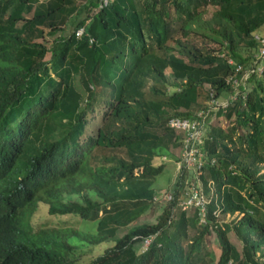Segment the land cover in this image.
Here are the masks:
<instances>
[{"label":"trees","instance_id":"obj_1","mask_svg":"<svg viewBox=\"0 0 264 264\" xmlns=\"http://www.w3.org/2000/svg\"><path fill=\"white\" fill-rule=\"evenodd\" d=\"M101 2L0 0V264H264V0ZM171 117L204 122L202 166L163 204ZM192 186L205 223L178 206Z\"/></svg>","mask_w":264,"mask_h":264},{"label":"built area","instance_id":"obj_2","mask_svg":"<svg viewBox=\"0 0 264 264\" xmlns=\"http://www.w3.org/2000/svg\"><path fill=\"white\" fill-rule=\"evenodd\" d=\"M107 4V0H102L100 3V8ZM84 34V29L79 28L75 31L77 37H81ZM258 39V37H256ZM89 42L92 43V38L89 39ZM260 55L264 56V40H261ZM229 64H232L231 60H228ZM240 68L237 67L236 71H239ZM261 72V70H259ZM216 102H212L211 105H215ZM226 104H222L225 106ZM198 118H202V114L197 115ZM166 126L174 130L177 133L182 135V152L180 154L181 161L177 162V170L183 164L189 170L198 171L202 166V153L199 152V144L202 139L203 129L205 127L204 122L201 120H192L179 117H171L167 120ZM186 198L181 200L178 206L181 209L186 211L199 209L200 222L205 223V206L208 203L204 195L201 194V189L198 186L187 187ZM156 201H160L163 204H166L169 201H172L173 195L171 194L170 189L162 191L159 195L154 197ZM145 249L148 246V240L144 241L142 244Z\"/></svg>","mask_w":264,"mask_h":264},{"label":"rangeland","instance_id":"obj_3","mask_svg":"<svg viewBox=\"0 0 264 264\" xmlns=\"http://www.w3.org/2000/svg\"><path fill=\"white\" fill-rule=\"evenodd\" d=\"M85 2V0H79V4H83ZM214 8H208V12H211ZM66 32L68 31L67 27H65ZM258 34L262 35L264 37V25L257 31ZM52 41V38L47 37L45 39V44L47 46H50ZM166 76H167V80L169 82V84L173 83V79L170 75V72L166 71ZM215 122V120L213 121V123ZM222 122L221 120H218V123ZM169 151L170 153H172L173 155L180 156L181 152H182V144L177 143V144H171L169 146ZM165 169L163 171V173L159 176H157L154 181H153V188L157 189V190H167L169 187H171L174 177H176L177 175V165L175 166L172 160L167 159V161H165ZM160 209L158 208H153L149 214H147L146 216L142 217L141 219H139L137 221V224H152L155 223L156 221V217L157 215L160 214ZM178 209L175 210L174 212V218H177V213H178ZM193 212V210H188L187 214L190 216L191 213ZM221 220H228V216L224 215V216H220ZM70 220L69 217H63L61 219H57L54 217H50L47 214L46 208L44 206H41L38 208L37 212L34 215V219L33 221L35 222L34 224H47V225H57V223L61 222V221H66V223H68ZM88 223H84L81 227V229L85 228L86 226H88ZM50 227H55V226H50ZM127 232V229H123L117 232L115 238H119L121 237L123 234H125ZM190 235H192V231H190ZM230 241L235 245V247L237 249L240 250V243L239 240L237 239V237L235 236L234 232H230L228 234ZM107 246H109V244H107ZM206 249L207 251H209V253H211L210 257H212L213 262H215L218 257H219V248L217 246V242L215 240V236H211L208 238V241L206 242ZM101 252V248L98 247V249L94 252V253H100ZM92 253H87L84 257H82L79 260V264H86L87 262H89V259H91ZM207 260V259H206Z\"/></svg>","mask_w":264,"mask_h":264},{"label":"crops","instance_id":"obj_4","mask_svg":"<svg viewBox=\"0 0 264 264\" xmlns=\"http://www.w3.org/2000/svg\"><path fill=\"white\" fill-rule=\"evenodd\" d=\"M43 1V0H42ZM79 1V0H78ZM86 1V0H85Z\"/></svg>","mask_w":264,"mask_h":264}]
</instances>
